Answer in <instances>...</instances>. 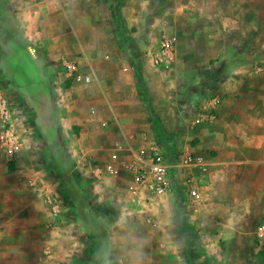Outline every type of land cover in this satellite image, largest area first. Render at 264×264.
Segmentation results:
<instances>
[{"label": "crops", "instance_id": "0c3cea01", "mask_svg": "<svg viewBox=\"0 0 264 264\" xmlns=\"http://www.w3.org/2000/svg\"><path fill=\"white\" fill-rule=\"evenodd\" d=\"M115 1L116 14H111L110 0H0L5 34L24 36L32 45V54L38 53L53 71L55 97L60 91L63 94L59 109L54 107V98L49 123L34 116L24 133V148L15 159L9 158L0 144V264L158 261L151 246L156 236L152 231L160 227L161 214L139 224L138 207L145 208L150 202L132 201L127 193L132 181L128 172L122 170L119 177L105 174V166L115 155L120 164H128L147 144L161 140L169 149L174 140L183 151L204 156L210 180L212 149L220 136L214 132L222 125L224 140L218 147L228 155L227 163L264 165V0H200L199 12L194 0H176L155 16L150 0ZM160 27L178 37L177 63L164 71L148 62L137 68L138 76L120 58L115 37L124 39L128 30L138 28L142 35L132 37L142 36L148 43L143 49L150 50L152 33ZM143 49L139 48L140 53ZM187 55L195 58L187 61ZM103 56L107 60L103 61ZM219 59H224L226 71L222 82L216 73L212 78L192 80L199 68ZM65 63L77 64L92 76L93 83H61L58 68ZM179 77L193 82L196 90H187L182 83L181 96L175 99L169 84ZM135 81L152 93L154 111L161 118L160 131L149 121ZM215 82L221 104L213 111L209 87ZM204 90H208L206 96ZM12 93L6 92L10 102L15 98ZM189 95L186 101H193L192 106L204 112L202 124L184 117L191 104L179 101ZM166 132L176 138L160 135ZM86 178L92 181L89 194L81 183ZM261 180L264 182V177ZM47 196L71 201L72 214L55 217ZM118 197L129 204L123 210L137 213L138 226L126 227L127 234L121 237L124 246L116 234L97 236L90 242L86 222L91 212L97 214L105 206L113 209ZM259 203L264 206V199ZM90 249H101L103 255L90 259ZM169 254L166 261L171 260Z\"/></svg>", "mask_w": 264, "mask_h": 264}, {"label": "rangeland", "instance_id": "374dc122", "mask_svg": "<svg viewBox=\"0 0 264 264\" xmlns=\"http://www.w3.org/2000/svg\"><path fill=\"white\" fill-rule=\"evenodd\" d=\"M110 1L111 14H116L117 1ZM174 1L176 0H150L153 15L161 13ZM194 2L199 12L200 0H194ZM3 18L0 7V87L6 89L9 94L13 92L14 101L20 98L21 101H17L30 110L33 119H35L34 116L39 115L41 123H49L53 118L51 107L53 109L56 77L38 53L32 54V45L25 41L23 35L17 34L15 37L5 34ZM160 29L161 27L155 28L152 33L154 37L149 42L152 49L158 46ZM127 33L124 39L121 36L115 37L120 58L131 66L133 73L138 67L142 68L148 62L157 69L148 50L143 49L144 44L145 46L148 44L147 41L140 35L136 39L132 37L139 33V29H131ZM139 34L142 35V33ZM139 48L143 49L141 53ZM262 55L264 57V53ZM178 57L177 52V59ZM194 58V55L186 56L187 61ZM102 60H107V57L103 56ZM159 69L167 70V68ZM215 73L221 76L219 82H222L226 73L224 59L210 60L197 70V75L192 80H198L201 76L205 79L212 78ZM180 77L174 81L173 85L169 84V91L172 92L170 94H174L175 99L181 96L185 84L187 90H196V88L192 89V86H196L193 82ZM135 86L138 97L149 114V121L160 131L161 118L154 111L152 93L140 86L138 81H135ZM198 88L200 89L201 86L198 85ZM207 91L204 90V96ZM190 96L187 99L181 97L179 102L191 104L184 110L186 112L184 117L196 121L199 115L194 111L195 103L188 102ZM215 131V136L218 137L219 134L220 136L216 141L218 145L212 149V179L207 180L200 205L173 199L150 202L144 204L145 208L142 209L138 207V213H141L139 224H144L146 218L152 220L157 212L161 214L160 227L152 231L157 237L154 236L151 252L159 258L158 261L154 260L153 264H264V231L260 232V228H264V206L259 203L264 199L262 198L264 182L261 180L264 177V165L245 166L227 163L228 155L223 147H218L224 140L223 126H218ZM160 135H167L169 138L176 136L168 132ZM160 141L158 144L166 151L168 148L164 146L163 141L162 143ZM243 174L246 176L244 177ZM91 182L90 178L81 181L83 190L87 194L91 192ZM247 197L254 203L251 204ZM118 200L117 206L113 209L105 206L99 213L91 212V215H88L86 227L90 242L93 243L98 237L103 238L105 234H116L120 237L119 243L121 242V246H124V239L121 237L127 234L126 227L138 226L137 213L123 210L125 207L129 208L126 198L118 197ZM67 202L71 205L73 212V203L69 200ZM90 205L94 206L93 203ZM100 229H102L101 232L97 233ZM101 252V249L99 252L90 249L89 258L92 259L95 254L101 257L103 255ZM109 253L108 249L104 256L107 258ZM167 253H170L169 261H166ZM116 263L123 264L117 261ZM98 264H107V262Z\"/></svg>", "mask_w": 264, "mask_h": 264}, {"label": "built area", "instance_id": "2783aa9c", "mask_svg": "<svg viewBox=\"0 0 264 264\" xmlns=\"http://www.w3.org/2000/svg\"><path fill=\"white\" fill-rule=\"evenodd\" d=\"M177 43L176 36L160 30L158 46L155 49L149 47L151 49L148 50L155 67L170 68L175 65ZM58 75L62 76L59 79L61 83L70 82L83 86L93 83L92 76L73 63L60 66ZM59 81L57 87L61 88ZM209 88L212 91L209 105L215 111L221 104L216 92L217 82L211 83ZM60 92L55 97V107L58 109L63 105V94ZM194 111H199V117L195 123L202 124L204 112L201 108L198 111L195 108ZM32 119L30 110L18 101L10 102L6 89L0 87V125L2 127L0 144L9 158L15 159L24 148V133L31 127ZM121 149L123 147L119 146V150ZM208 166L204 156L183 151L174 140H171L168 152L164 151L158 143L152 142L138 150L136 160L128 164H120L119 157L115 155L112 162L105 166L104 171L111 177H119L122 170L131 174L132 181L127 186V193L133 202H159L171 197L180 199L182 202L200 205L208 180ZM97 172L100 170L98 169ZM100 173L97 177L95 176L97 179ZM47 201L55 217L72 213V207L66 200L51 199L47 196ZM149 221L152 220L149 219ZM262 231L264 228H260V232Z\"/></svg>", "mask_w": 264, "mask_h": 264}, {"label": "trees", "instance_id": "16d2710c", "mask_svg": "<svg viewBox=\"0 0 264 264\" xmlns=\"http://www.w3.org/2000/svg\"><path fill=\"white\" fill-rule=\"evenodd\" d=\"M139 74H140V71L137 69V75L139 76ZM142 86V85H141Z\"/></svg>", "mask_w": 264, "mask_h": 264}]
</instances>
